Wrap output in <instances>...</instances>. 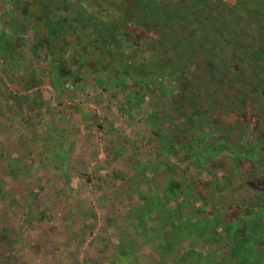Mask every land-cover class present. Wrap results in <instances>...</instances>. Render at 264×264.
<instances>
[{
	"label": "trees",
	"instance_id": "1",
	"mask_svg": "<svg viewBox=\"0 0 264 264\" xmlns=\"http://www.w3.org/2000/svg\"><path fill=\"white\" fill-rule=\"evenodd\" d=\"M9 1L12 56L30 38L55 79L103 75L145 98L165 154L192 147L177 159L203 173L180 198L172 182L160 194L173 230L220 233L264 264V0Z\"/></svg>",
	"mask_w": 264,
	"mask_h": 264
},
{
	"label": "rangeland",
	"instance_id": "2",
	"mask_svg": "<svg viewBox=\"0 0 264 264\" xmlns=\"http://www.w3.org/2000/svg\"><path fill=\"white\" fill-rule=\"evenodd\" d=\"M11 6L0 0V29ZM29 45L26 37L13 56L0 45V264H95L109 248L102 237L109 229L133 232L131 256L120 264H252L235 258L230 237L173 230L166 219L173 205L160 194L172 182L177 198L186 195L203 170L177 159L191 146L165 154L145 98L130 102L103 75L75 84L55 79L44 53L33 57ZM15 102L12 121H3L2 109ZM3 126L21 137L8 144ZM152 204L165 207L155 212ZM141 227L146 235L137 242Z\"/></svg>",
	"mask_w": 264,
	"mask_h": 264
},
{
	"label": "crops",
	"instance_id": "3",
	"mask_svg": "<svg viewBox=\"0 0 264 264\" xmlns=\"http://www.w3.org/2000/svg\"><path fill=\"white\" fill-rule=\"evenodd\" d=\"M1 57H3V56H0V58ZM1 63H2V61H1ZM2 65V64H1ZM13 74V73H16V72H11V71H8V75L9 74ZM15 75L16 74H14V75H12L13 77H15ZM17 76V75H16ZM34 76V75H33ZM34 78V77H33ZM15 104H17L16 102H15ZM20 103H18L17 105H12V106H8L9 108H8V111L7 110H3L2 109V118H3V116H6V118H3V121H7V122H11L12 120H9V117H8V115H7V113L10 111V109H12V108H15V107H20ZM6 107V106H5ZM7 111V112H6ZM85 115H83V117H84ZM83 119H85V120H89L87 117H84ZM41 122H39V120H37V122H35L34 121V124H36V125H38L37 127H39L40 128V130H42L43 128H41V124H40ZM7 127H8V130H7ZM7 127H5V126H3V131L4 132H7V136H5L6 138H8L7 139V142H8V144H12L11 143V140H16L17 138H19V137H21L20 136V134H17V133H15V130H13V128H10L9 126H7ZM52 128H53V126H51V128L49 129L50 131H53L52 130ZM42 132H43V130H42ZM13 142V141H12ZM59 146V145H58ZM12 180H14V175L13 176H10L9 177V179L7 178L6 179V182H10V181H12ZM84 199V197H83V195H82V200ZM130 217V216H129ZM128 217V218H129ZM111 220V217H109V216H107V219L106 220ZM143 227V226H142ZM142 227H141V231H140V233L141 234H139L138 236L135 234V232H134V236H135V239H136V241L138 242V239H141L142 237H141V235L143 234L144 236L146 235V233L144 232L145 230H143V229H145V228H143L142 229ZM108 230V229H107ZM109 231L110 232H114V233H112L113 235H114V237L112 238V235L110 236L109 235V233L110 232H108V231H105V232H103L104 234H103V238L105 237V236H107V237H109L110 238V240H109V242H108V244H109V248H108V246H103L102 248H103V250H105V251H103L104 253L102 254V255H100V256H98L97 257V259H96V261H98V262H96V261H93V263H95V264H110V262H108V259H109V255H111V257L113 256V259L115 258V260L116 261H114L115 262V264H120L119 263V259L121 258V256L124 254V253H126V255H130L131 256V251H132V249H133V236H132V233L133 232H130V233H128V234H124L120 229H119V231H115L114 229L113 230H110L109 229ZM138 231V230H137ZM100 233V232H99ZM98 233V234H99ZM139 233V232H138ZM101 235V234H100ZM101 238V237H100ZM142 241H143V239H141ZM105 247V248H104ZM151 249H152V247H151ZM150 250V249H149ZM151 251V250H150ZM152 252V251H151ZM150 252V253H151ZM119 258V259H118ZM150 259H154V258H152V255H150ZM130 261H134V260H130ZM153 261H155V260H153ZM114 262L112 263V264H114ZM92 263V262H91ZM130 263H132V264H139V262H130ZM147 264H150V263H147Z\"/></svg>",
	"mask_w": 264,
	"mask_h": 264
}]
</instances>
